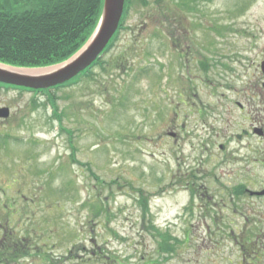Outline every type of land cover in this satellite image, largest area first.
<instances>
[{"label": "rangeland", "instance_id": "rangeland-1", "mask_svg": "<svg viewBox=\"0 0 264 264\" xmlns=\"http://www.w3.org/2000/svg\"><path fill=\"white\" fill-rule=\"evenodd\" d=\"M122 25L124 68L57 110L0 87V264H238L242 244L264 264V166L234 139L264 116V0H129Z\"/></svg>", "mask_w": 264, "mask_h": 264}, {"label": "trees", "instance_id": "trees-1", "mask_svg": "<svg viewBox=\"0 0 264 264\" xmlns=\"http://www.w3.org/2000/svg\"><path fill=\"white\" fill-rule=\"evenodd\" d=\"M128 3L126 0L125 6ZM103 6L104 0H0V62L45 67L67 60L92 36ZM56 100H49L55 110ZM142 207L147 208V204ZM20 242L22 245L12 237L9 246H19L14 254L17 257L32 247L31 242ZM169 247L173 252V244Z\"/></svg>", "mask_w": 264, "mask_h": 264}, {"label": "water", "instance_id": "water-1", "mask_svg": "<svg viewBox=\"0 0 264 264\" xmlns=\"http://www.w3.org/2000/svg\"><path fill=\"white\" fill-rule=\"evenodd\" d=\"M125 0H104L100 22L87 43L64 62L47 67H17L0 62V83L30 89L63 85L89 68L103 53L117 32L124 13ZM62 66L56 71L35 75L32 71ZM264 71V63L262 65ZM9 108H0V117L10 116Z\"/></svg>", "mask_w": 264, "mask_h": 264}, {"label": "flooded vegetation", "instance_id": "flooded-vegetation-1", "mask_svg": "<svg viewBox=\"0 0 264 264\" xmlns=\"http://www.w3.org/2000/svg\"><path fill=\"white\" fill-rule=\"evenodd\" d=\"M122 28H123V25H121L118 33L121 32ZM116 39L117 38H115V40L110 45H108L106 47V49L103 51V53L100 55V57L88 69H86V71L81 73L80 78H84V76H86V77L93 76L95 69L99 68V67H101V68L104 67V69H100V70H102L106 73H109L111 70L112 71H121L124 68V66L126 65V62L129 59V55H128L129 49L128 48H122V50L119 53H117L116 55L110 56L107 60L104 59L115 48L114 45H115ZM198 55H199L198 56V66H201V64H203L202 63V54L200 52H198ZM263 63H264V49H263L262 59L259 61V64H257V66H259V68L262 72L261 73L262 76L264 77V71L262 69ZM182 67L184 68L183 64H182ZM141 73H143L142 68L141 67L139 68V66H138L137 73L132 75V76L135 77ZM262 82L263 83L261 85L264 88V81H262ZM71 85L66 84V85H62L59 87L56 86L53 88L40 89V90H35V89H30V88H25V87H18V86L7 85V84H0V87H2L4 89H9V90L34 92L36 94L46 95L47 98L50 99V98L56 97V95L54 94V91H56L57 89H60V88L69 87ZM256 89H258V88H256ZM249 90H250V92L251 91H253V92H251L250 94L247 92L246 93V99L244 98V90L240 94L242 100H244L246 102V104L242 103L241 101H239L237 99L234 100L235 104L242 110L246 108L247 104L252 103V100L254 99V96H253L254 92L261 93L259 90L255 91L254 88L252 89V86L251 87L249 86ZM187 102L188 101L185 100L184 104H187ZM0 108H9V107L8 106H2ZM9 110H11V108H9ZM10 116H11V112H10ZM0 120H4V119H2V117H0ZM241 120L248 121L249 123H246L245 126L240 127V132H237L236 134H234V139H236L237 143H239L240 146L242 145L243 148L249 149V150L255 152L258 156H260V159L263 162V163H261L262 167H263L264 166V147L260 148V146L262 144H264V116L263 115H261V116L260 115H251V116L243 117ZM223 135H226V134H224L222 131L218 134V137L220 136L222 138ZM244 140H249V142L244 143ZM252 141L257 142L256 146H258V147H256V146L253 147L252 145H255V144H253ZM219 148H220V151L225 150L226 149V143L221 142L219 144ZM246 158H247V160L245 163H248L250 161V159L248 157H246ZM243 161H245V159H243L241 162L244 163ZM248 169H249V167L246 170L249 171ZM261 191H264V187L261 189ZM257 196L259 198H263L264 194L263 195H257ZM232 240L235 241V239H232ZM238 247H240V253H241V256H239V258H238V259H240V261H238V264H243L249 259H254V255H257L260 252V250L263 248L261 246V249L258 251V250H256V247H254V250H253L252 248H249L247 245H243V244L241 246L239 245ZM257 247L259 248V246H257ZM256 258H258V257L255 256V259Z\"/></svg>", "mask_w": 264, "mask_h": 264}, {"label": "bare ground", "instance_id": "bare-ground-1", "mask_svg": "<svg viewBox=\"0 0 264 264\" xmlns=\"http://www.w3.org/2000/svg\"><path fill=\"white\" fill-rule=\"evenodd\" d=\"M1 66V65H0ZM62 66H55V67H49V68H44V69H36L33 72V74L35 75H42V74H47L53 71L58 70L59 68H61Z\"/></svg>", "mask_w": 264, "mask_h": 264}]
</instances>
